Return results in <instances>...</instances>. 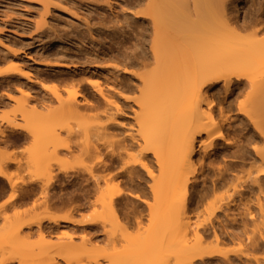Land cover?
<instances>
[{
  "label": "bare ground",
  "instance_id": "1",
  "mask_svg": "<svg viewBox=\"0 0 264 264\" xmlns=\"http://www.w3.org/2000/svg\"><path fill=\"white\" fill-rule=\"evenodd\" d=\"M40 1L46 12L51 0ZM128 5L134 10V18L128 22L129 45L121 53V58H124L123 62L127 63L126 66L132 62L133 65L142 68L140 73L129 71L138 77L141 83L139 95L134 97L140 111L137 114L139 122L135 129L137 136L131 134L130 141L126 138L120 140V147L124 152L123 156H118H121L123 173L130 174L131 181L134 175L138 176L142 174V171H145L151 179L149 189L157 200L156 206L161 210L160 223L166 224L159 228L156 234L160 239L156 246L160 250L161 258V261L156 264H169L166 261L168 256L166 246L171 248L170 252L172 251L175 258L174 264H195L197 260H203L205 256H209L211 251L199 245H186L185 239L175 241L176 245L170 244V246L162 243L164 242L162 240H165V236L170 235L171 232H175L177 237L186 236L190 232L194 236L195 244L201 243L203 239L201 228L208 223L205 221L201 225H194L189 214L192 199L189 188L194 186L192 181L199 164L198 161L193 160L197 151L201 150L202 157L208 156L210 151L222 141L226 144L225 148H235L231 150L233 156L243 159L249 149L247 146L252 145L256 159L250 163L252 170L248 168L247 176L245 177V174L242 178L256 184L254 189H257L260 196L262 194L264 196V31L260 30L264 28V17H259L262 11L260 7H257L254 13L251 12L250 15L246 13L241 20L237 0H129ZM59 46L60 43H57L52 48ZM22 66L23 64L16 60L8 69L1 70L0 75H7L8 71L13 70L27 82H40L42 88H47V85L39 79L32 78V73ZM58 66L64 69L74 68L72 71L79 70L71 61L53 65V67ZM79 71H82L80 75L78 73L70 75V79L67 78L68 81L65 79L66 75L59 76L48 86L52 99L55 101L51 107L28 104L26 98L33 97L31 87L28 84L23 87L25 91L16 111L19 119L24 120L25 123L19 124L15 120H8L4 126L0 127V160L7 159L6 164H0V195L2 191L10 189L8 195L0 200V207L9 203L22 205L30 194H34L32 182L41 181V178L43 180L39 182L40 187L44 189L57 183L56 173H53L51 169L52 164H58L60 170L65 173L71 169L69 162L57 155L58 149H69L68 142L59 138L54 130L46 129V126L50 122L62 125L70 118H77V107L82 104V100L78 98L83 97L77 88L79 84L84 81L98 87L97 82L87 77L89 75H84L86 70ZM127 71L128 67H123V80L130 79ZM91 74H94V71H91ZM114 80L115 88L122 92L121 89L125 88L124 83L120 78L118 79V76ZM218 86L222 89L223 97L230 96L233 88L238 87V94L235 95L242 97L238 101L234 99L236 101L234 108L237 110L234 117L239 119L238 124H235L234 120L230 122L232 115L229 113L233 110L232 102L228 104L225 111L217 108L219 113H215L217 105L214 103V94L210 91ZM18 88L21 89V87ZM99 93H101L100 90ZM8 96L11 95L8 94ZM123 99V104L130 100L125 96ZM116 110L123 113L119 103ZM61 125L60 128H62ZM232 125L235 127L230 132L228 129ZM225 127L228 129L225 130ZM6 136L13 137L7 139ZM24 142L30 143L27 159L21 151H16V156L9 153V151L21 150L20 144ZM135 143L140 146L138 149H134ZM128 152H134V156L131 157ZM19 156H22L24 161L27 160L30 168L26 161L27 164L22 159L24 163L20 161ZM97 161L105 162L101 154H98ZM8 166L15 171H8ZM230 166L231 162L226 161L223 164L221 162L217 164L216 171L214 170L216 177L210 180L211 188L230 183L231 194L238 193L236 188L242 186L244 180L238 174H232L228 178L226 172L232 170ZM20 168L27 169L28 174H32L30 180H17V170H21ZM230 179L231 181L228 182ZM67 180L71 181L70 178ZM96 180L97 177L91 175V181ZM135 185L138 184L135 183ZM246 186L250 188L252 185ZM209 187L207 184L202 186L200 198L205 196ZM18 188L21 190L20 193L17 192ZM43 198L44 201L41 202L42 204L44 202V205L51 199L47 195ZM71 199L72 195L68 194L61 197L57 203L48 202L46 208L50 206V208L63 210ZM120 199L121 192L118 190L109 191L101 199L102 206L118 221L120 214L115 206ZM222 207L221 202L212 205L204 220L210 222V217L215 216L216 211ZM263 207L262 205L259 208L260 224L264 223ZM49 209L40 216L26 220L20 219L22 214L19 211L14 213L15 218L1 215L0 217L4 220L0 226V248L10 244L12 248L31 249V246H36L40 249V254L49 253L50 249L55 251L58 249L57 252L61 254L58 258L63 264H101L99 254L70 253L71 250L89 245L86 241H82L80 245L73 243L74 236L70 232L61 236L65 241L54 242L48 238L46 232L41 229L43 221L55 224L66 222L74 226L81 225L85 221L74 220L71 216L72 210L69 208L67 213L64 212L65 214H58ZM96 217L97 214H94L89 219L90 222L93 220L95 222ZM31 225L39 228L37 237L39 240L34 241L35 243L28 240L27 234L20 236L22 228ZM258 226L254 225L249 231L252 236L254 234V236L262 237L264 227ZM246 230L242 232L246 233ZM216 234H213L212 239L218 243L220 239ZM238 243L242 246L241 240ZM240 252L244 251L240 249ZM243 254L245 256L246 251ZM103 257L109 260L106 264H118L109 256ZM55 258L53 256L48 258L46 264H57ZM17 261L13 258H3L0 264H11ZM258 261L255 259V263L259 264L260 261Z\"/></svg>",
  "mask_w": 264,
  "mask_h": 264
},
{
  "label": "rangeland",
  "instance_id": "2",
  "mask_svg": "<svg viewBox=\"0 0 264 264\" xmlns=\"http://www.w3.org/2000/svg\"><path fill=\"white\" fill-rule=\"evenodd\" d=\"M237 1L239 2L240 19L244 18L246 13V15L254 13L257 7H260L262 11L259 17H264V0ZM128 2L129 0H51L45 12L40 0H0V42L2 44H0V71L8 69L10 65L14 64V61L18 60L23 64L22 68L32 73V78L35 77L47 85V88H42L40 82H27L13 70L8 71L7 75L1 74L0 127L4 126L8 120H15L19 124L25 123L24 120L19 119L16 109L23 97V91H25L23 87H26L27 84L31 87L30 91L34 98L28 97L26 101L28 104H35L38 107L54 105L55 101L48 89L54 79L64 75H66L65 79L77 73L80 75L82 73L79 71L80 69L86 70L84 75H89L87 77L97 82L99 87L98 89L95 85L83 81L77 86L78 91L83 94V97L78 98L82 100V104L77 107V118H70L62 125H57L55 122L47 123L46 129L54 130L59 138L68 142L69 149H58L57 155L66 159L71 169L65 173L60 170L58 164H52L51 169L53 173H56L57 183L44 189L40 187L39 183L43 180L42 178L41 181L32 182L34 194H30L22 205L13 204V206L9 203L0 207V216L6 215L13 218L16 211L22 214L20 219L23 220L40 216L50 208V206L46 208L48 202L57 203L61 197L71 194L72 199L68 201L67 207H63V210L54 207L49 210L65 214L69 208L72 210L71 216L74 220L85 221L77 226L66 222L55 224L43 221L41 229L46 232L49 239H52L51 241H65L61 236L70 232L74 236L73 243L80 245L82 241H86L89 244L86 247L71 250L70 253L99 254L101 264L109 262L103 256L111 257L118 264H156L161 261L160 250L156 246L160 239L156 234L158 229L166 224L165 222L160 223L161 210L156 206L157 200L149 189L151 179L145 171H142V174L134 175L133 181H131L130 174L123 173L120 160L124 152L120 147V140L126 138L130 141L131 134L137 136L135 129L138 126L137 114L140 111L134 97L139 95L141 83L138 77L129 71L140 73L142 68L133 65L132 62L126 66L127 63L123 62L124 58H121V53L129 45L127 41L128 22L134 18V10L128 5ZM57 43H60V46L52 48ZM70 61L76 64L78 71H72L74 68L53 67L55 64L60 65ZM123 67H128L129 80L122 78ZM91 71H94V74H91ZM116 76L125 85V88L121 89L122 92L115 88L114 79ZM237 89L238 87H234L232 94L228 97H223L222 89L219 86L210 91L214 94V103L217 105L215 113H219V108L225 111L228 104L232 102L233 110L229 115H232L230 122L234 120L235 124L239 122V119L234 117L237 114V110L234 108L235 100L238 101L242 98L235 95L238 94ZM218 90L220 93H217ZM61 93L65 95L64 92ZM8 94L11 96L9 97ZM124 96L130 100L123 104ZM118 103L123 109V113L116 110ZM28 104H26L27 107H29ZM222 107L225 108L222 109ZM60 125L62 128L59 127ZM227 127L225 130L228 129ZM234 127L232 125L228 130L232 132ZM31 136L33 137V135ZM12 137L6 136L7 139ZM220 143L210 151L208 156L202 157L203 154L199 150L193 157V160L198 161L199 164L192 181L194 186L189 188L192 196L189 214L194 225H201L205 221L208 223L204 228H201L203 232L201 243L195 244L194 236L190 232L186 236L180 237H177L175 232H171L170 235L165 236L166 239L162 240L164 241L162 243L168 244V246L176 245L175 241L185 239L186 245H199L211 251L209 256H205L203 260H197L195 264H257L255 259L260 261L259 264H264V234L262 237L253 234V237L249 231L254 225L264 227V223L260 224L261 220L258 218L260 216L259 208L264 206V196L263 194L260 196L257 189H254L256 184L242 178L248 168L252 170L250 163L256 159L252 145L247 146V149L250 150L248 149L246 153L249 154L245 153L247 156L244 155L242 159V157L231 154L234 147L225 148L226 144ZM135 144L136 148L134 149H138L140 146ZM29 146V142L21 143V150L9 151V153L16 156V151H21L24 158L27 159ZM128 153L131 154V157L134 156V152ZM250 153H252L251 156ZM98 154H101V158L105 162L97 161ZM149 156L151 157V154ZM19 157L23 162L22 156ZM199 160L201 161L199 162ZM25 161L27 162V160ZM224 161L231 162L232 170L226 172L228 178L232 174H238L244 180L242 186L236 188L238 190L236 194H231L232 185L228 183L231 179L227 185L211 188L210 180L216 177L215 168L217 164L220 162L223 164ZM201 163L203 164L200 165ZM155 168L154 164L156 173ZM7 170L15 171L11 170L10 166ZM26 170H17V180L31 179L32 174L29 175ZM91 175H95L97 180L91 181ZM68 178L71 179L70 182L67 180ZM239 181L243 182L240 179ZM248 181L249 183H246ZM135 183L138 185L136 186ZM205 184L210 187L205 196L200 198L201 188ZM246 185H252L249 186L251 189ZM117 190L121 192V199L115 206L120 214L119 221L115 220L101 204L103 195L109 191ZM9 191L10 189L2 191L0 200H3ZM17 192L20 193L21 190L18 188ZM44 195L52 199V201L49 199L50 201L45 205L44 202L43 204L41 202L44 201ZM258 197L260 199H257ZM218 202H221L223 207L216 211L215 216L210 217V222L204 220L207 217L208 209L214 204L217 205ZM225 203L227 205H224ZM94 214H97V220L90 222L89 219ZM3 220L4 218L0 217V226L3 224ZM258 222L259 224H257ZM38 230L37 226L31 225L22 228L20 236L27 234L28 240L35 243L34 241L39 240V238L37 239ZM243 230L248 233L242 232ZM213 234L218 235L220 239L218 243L213 241ZM240 240L242 246L238 243ZM3 247L0 248V260L3 258L18 260L11 264H46L48 258L52 256L56 257L57 264H63L58 258L61 255L57 252L58 249L56 251L50 249L49 253L40 254V249H37L36 246H31L30 250L22 247L12 248L11 244ZM166 249L168 254L166 261L169 264H174L175 258L172 251L170 252L171 248L166 246ZM240 249L246 251L245 256L244 252H240Z\"/></svg>",
  "mask_w": 264,
  "mask_h": 264
},
{
  "label": "snow or ice",
  "instance_id": "3",
  "mask_svg": "<svg viewBox=\"0 0 264 264\" xmlns=\"http://www.w3.org/2000/svg\"><path fill=\"white\" fill-rule=\"evenodd\" d=\"M260 30L264 31V28H261ZM6 163H7V159L0 160V164H6Z\"/></svg>",
  "mask_w": 264,
  "mask_h": 264
},
{
  "label": "flooded vegetation",
  "instance_id": "4",
  "mask_svg": "<svg viewBox=\"0 0 264 264\" xmlns=\"http://www.w3.org/2000/svg\"><path fill=\"white\" fill-rule=\"evenodd\" d=\"M5 185H7L6 183H4Z\"/></svg>",
  "mask_w": 264,
  "mask_h": 264
}]
</instances>
